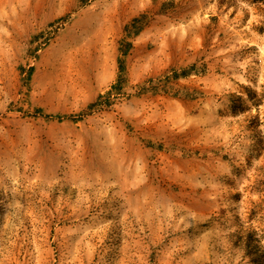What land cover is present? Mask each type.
Instances as JSON below:
<instances>
[{
  "label": "rangeland",
  "instance_id": "374dc122",
  "mask_svg": "<svg viewBox=\"0 0 264 264\" xmlns=\"http://www.w3.org/2000/svg\"><path fill=\"white\" fill-rule=\"evenodd\" d=\"M0 264H264V0H0Z\"/></svg>",
  "mask_w": 264,
  "mask_h": 264
}]
</instances>
